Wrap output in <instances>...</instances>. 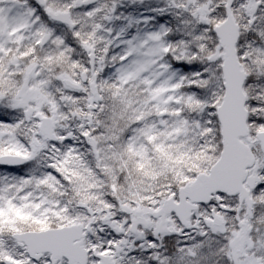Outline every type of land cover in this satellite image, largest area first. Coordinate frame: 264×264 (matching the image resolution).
Returning a JSON list of instances; mask_svg holds the SVG:
<instances>
[{
  "label": "snow or ice",
  "instance_id": "snow-or-ice-1",
  "mask_svg": "<svg viewBox=\"0 0 264 264\" xmlns=\"http://www.w3.org/2000/svg\"><path fill=\"white\" fill-rule=\"evenodd\" d=\"M0 264H264V0H0Z\"/></svg>",
  "mask_w": 264,
  "mask_h": 264
}]
</instances>
